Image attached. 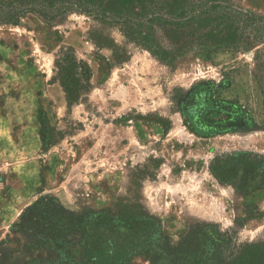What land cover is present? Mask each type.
<instances>
[{
  "label": "rangeland",
  "instance_id": "1",
  "mask_svg": "<svg viewBox=\"0 0 264 264\" xmlns=\"http://www.w3.org/2000/svg\"><path fill=\"white\" fill-rule=\"evenodd\" d=\"M10 1L0 0L1 14ZM231 2L258 22L245 25L249 49L196 51L174 65L124 44L108 27L125 51L116 63L111 48L97 50L86 39L97 23L78 12L46 19L31 10L15 14L17 24L0 22V39L15 47L5 52L16 73H0V264L66 261L63 250L37 246L35 234L14 228L41 195L75 213L155 219L160 247L123 264H234L247 245L264 243V42L254 37L264 26V0ZM34 18L51 29L33 26ZM63 47L89 68L87 91L72 105L53 79ZM224 121L234 129L210 131ZM230 156H239L235 180L221 181L212 168L225 170ZM259 165L257 175L245 167ZM253 177L259 186L243 193Z\"/></svg>",
  "mask_w": 264,
  "mask_h": 264
},
{
  "label": "trees",
  "instance_id": "2",
  "mask_svg": "<svg viewBox=\"0 0 264 264\" xmlns=\"http://www.w3.org/2000/svg\"><path fill=\"white\" fill-rule=\"evenodd\" d=\"M27 1L11 0L1 5L8 13L0 12V22L17 24L12 17L31 10L46 19L67 12L84 14L97 23L86 31V39L97 50L111 48L116 63L124 61L125 51L118 50L119 45L106 30L108 27L124 39V44L146 48L157 60L174 65L196 51L249 49L251 43L245 40V25L258 23L255 15L231 0H51L48 5H29ZM263 27L254 28V37L262 42ZM158 36L170 42L171 48L161 45ZM54 66L53 79L61 85L67 103H77L88 88L84 83L89 76L87 64L77 58L71 47H63L56 54ZM223 110L236 112L226 107ZM194 121L200 126L198 117ZM209 128L210 131L234 129L225 121L209 124ZM239 156H230L225 170L213 166L221 181L235 180ZM245 167H250L255 175L262 171L260 165ZM258 186L253 177L242 192L249 193ZM14 228L35 234L37 246L63 250L66 261L62 264L71 263L74 238H78L79 252L72 264H123L134 254L157 249L162 243L157 221L147 214L113 213L105 209L75 213L64 208L58 198L48 195L39 196L24 208ZM234 264H264V243L247 245Z\"/></svg>",
  "mask_w": 264,
  "mask_h": 264
},
{
  "label": "crops",
  "instance_id": "3",
  "mask_svg": "<svg viewBox=\"0 0 264 264\" xmlns=\"http://www.w3.org/2000/svg\"><path fill=\"white\" fill-rule=\"evenodd\" d=\"M36 25H40V27H42V29H44V31L46 30H50L51 27L47 26V24L45 23H42L40 24V22L34 18L33 20V26H36ZM14 44L11 42V45L9 44V42H6L5 39L1 40L0 39V54L3 55L1 56L0 55V68L2 67V70L0 73H3L5 75V78L6 77H14L13 75H15V71H13L11 69L10 66V61H9V56L6 54L5 50L9 51L10 54H12V51L14 52ZM12 63V62H11ZM9 65V66H8ZM2 75V74H0ZM21 76V75H19ZM27 78L29 77L30 78V75L29 76H21L20 78Z\"/></svg>",
  "mask_w": 264,
  "mask_h": 264
}]
</instances>
